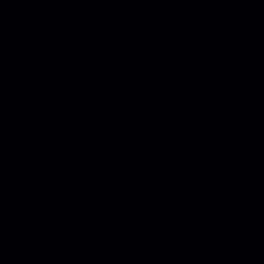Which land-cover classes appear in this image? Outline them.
<instances>
[{"label":"water","instance_id":"95a60500","mask_svg":"<svg viewBox=\"0 0 264 264\" xmlns=\"http://www.w3.org/2000/svg\"><path fill=\"white\" fill-rule=\"evenodd\" d=\"M0 264H264V0H0Z\"/></svg>","mask_w":264,"mask_h":264}]
</instances>
